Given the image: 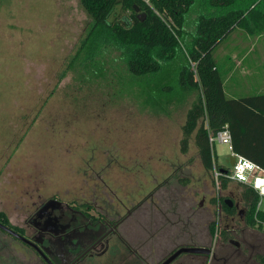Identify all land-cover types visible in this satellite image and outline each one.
I'll use <instances>...</instances> for the list:
<instances>
[{
  "label": "rangeland",
  "instance_id": "374dc122",
  "mask_svg": "<svg viewBox=\"0 0 264 264\" xmlns=\"http://www.w3.org/2000/svg\"><path fill=\"white\" fill-rule=\"evenodd\" d=\"M91 23L81 0H0V210L13 225L25 226L35 205L52 196L77 202L105 196L110 203L120 198L132 205L151 191L171 186L172 205L205 217L200 222L204 230L207 218L215 220L217 212L224 215L226 210L220 201L212 205L218 192L193 140L187 152L181 151L191 99L157 112L134 97H118V74L113 87L107 77L92 72L86 75L88 82L82 80L83 72L77 65L73 68L72 59ZM214 56L224 73L227 96L264 92V33L237 29ZM107 76L113 77L112 69ZM38 106L42 116L33 112ZM215 148L218 162L232 164L227 144ZM180 168L188 179L184 186L171 179ZM238 183L229 181L220 195L238 201L244 210ZM233 222L239 220L230 215L224 224ZM180 223L174 224L175 232ZM250 228L261 235L257 243L262 244L264 231L258 225ZM190 240L186 235L163 238L158 249ZM20 246L9 241V263L24 259ZM0 264H7L5 257Z\"/></svg>",
  "mask_w": 264,
  "mask_h": 264
},
{
  "label": "trees",
  "instance_id": "16d2710c",
  "mask_svg": "<svg viewBox=\"0 0 264 264\" xmlns=\"http://www.w3.org/2000/svg\"><path fill=\"white\" fill-rule=\"evenodd\" d=\"M81 4L92 19L72 59L73 68L77 65L83 72L82 80L88 82L86 75L92 72L97 78L107 77L113 87L118 74V97H134L157 112L166 113L171 105L191 99L182 125V152L193 140L202 165L212 174L217 156L208 128L217 132L227 127L233 151L264 167V92L227 96L224 73L214 56L237 29L250 35L264 33V0H81ZM41 110L38 106L33 112L42 116ZM228 184L222 177V190ZM238 184L246 204L245 223L264 231L260 195L252 186ZM221 202L229 214L237 212L223 198ZM0 222L11 225L2 210ZM254 243V257L264 263V241Z\"/></svg>",
  "mask_w": 264,
  "mask_h": 264
},
{
  "label": "flooded vegetation",
  "instance_id": "af4514ba",
  "mask_svg": "<svg viewBox=\"0 0 264 264\" xmlns=\"http://www.w3.org/2000/svg\"><path fill=\"white\" fill-rule=\"evenodd\" d=\"M182 172L181 168L173 172L171 179L176 186L188 180L181 176ZM172 192L171 186H166L164 190L149 192L144 199L140 198L132 205L120 198L117 203H110L105 196L95 202L49 197L35 205L25 219V226L12 223L9 226L0 222L23 237L0 227V259L5 257L7 264H162L181 247L199 246L209 249V252H182L169 264L180 259V264H264L253 253L254 242H260L261 235L254 233L245 223L246 209H241L238 201L230 198V205L226 202L227 197L220 193L214 195L212 205L223 198L224 203L236 209L233 216L239 222L224 224L231 214L217 212L218 220L217 217L215 220L207 218L208 224L203 230L200 222L206 218L176 210L178 203L172 205ZM157 197L158 201L155 200ZM179 223L181 227L175 232L174 224ZM162 227L166 229L161 230ZM179 229L181 234H177ZM185 235L191 238L189 242H169L165 244L168 246L158 249L163 238ZM201 238L206 241L200 242ZM9 241L10 244L17 241L21 245L22 261L9 263L12 256Z\"/></svg>",
  "mask_w": 264,
  "mask_h": 264
},
{
  "label": "built area",
  "instance_id": "2783aa9c",
  "mask_svg": "<svg viewBox=\"0 0 264 264\" xmlns=\"http://www.w3.org/2000/svg\"><path fill=\"white\" fill-rule=\"evenodd\" d=\"M207 127L209 125L207 124ZM209 130V142L212 152L216 153V144H227L232 151L233 161L232 164L222 165L217 159H213V182L218 193L222 191V177H226L229 181L245 183L252 186L260 195L258 207L261 208V201L264 198V167L254 162L250 158L235 153L231 144V133L227 127L215 132Z\"/></svg>",
  "mask_w": 264,
  "mask_h": 264
},
{
  "label": "water",
  "instance_id": "95a60500",
  "mask_svg": "<svg viewBox=\"0 0 264 264\" xmlns=\"http://www.w3.org/2000/svg\"><path fill=\"white\" fill-rule=\"evenodd\" d=\"M140 17V14H139ZM226 202H228L231 205V199H226ZM0 227L9 230L10 232L15 233L13 230L7 228L5 225L0 223ZM17 236H20V238H23L21 235L15 233ZM182 252H192V253H199V252H209V249L199 246H184L178 249L176 252H174L168 259H166L162 264H169L171 261H173L180 253Z\"/></svg>",
  "mask_w": 264,
  "mask_h": 264
},
{
  "label": "crops",
  "instance_id": "0c3cea01",
  "mask_svg": "<svg viewBox=\"0 0 264 264\" xmlns=\"http://www.w3.org/2000/svg\"><path fill=\"white\" fill-rule=\"evenodd\" d=\"M235 88V87H234ZM236 89V88H235ZM233 96H237V95H233ZM242 96V95H241ZM233 158V157H232ZM220 162V164H222V165H227V164H225V163H222L221 161H219Z\"/></svg>",
  "mask_w": 264,
  "mask_h": 264
}]
</instances>
